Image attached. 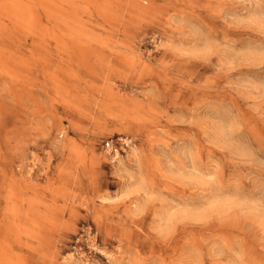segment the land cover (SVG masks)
I'll return each mask as SVG.
<instances>
[{
	"label": "rangeland",
	"instance_id": "obj_1",
	"mask_svg": "<svg viewBox=\"0 0 264 264\" xmlns=\"http://www.w3.org/2000/svg\"><path fill=\"white\" fill-rule=\"evenodd\" d=\"M150 1L120 37L147 69L112 80L147 100L143 122L91 98L78 114L39 95L38 117L26 95L5 98L0 220L12 179L47 186L57 213L41 247L17 246L28 264H264V0ZM68 145L87 171L53 194L58 167L82 166Z\"/></svg>",
	"mask_w": 264,
	"mask_h": 264
},
{
	"label": "bare ground",
	"instance_id": "obj_2",
	"mask_svg": "<svg viewBox=\"0 0 264 264\" xmlns=\"http://www.w3.org/2000/svg\"><path fill=\"white\" fill-rule=\"evenodd\" d=\"M150 6V0H0V118L6 97L15 101L23 95L33 100L31 114L38 117L42 109L37 97L42 95L54 110L58 104L81 114L91 98L119 123L143 122L150 112L147 100L120 95L112 80L122 68L147 69L120 37H128L135 18L150 15ZM67 147L82 166L58 167L61 186L51 189L53 194H68V187L78 186V176L87 171L80 150ZM46 188L25 179L5 185L0 264H28L17 246L33 250L30 242H36L41 247L45 232L56 225V208L45 199ZM94 218L100 229V217Z\"/></svg>",
	"mask_w": 264,
	"mask_h": 264
}]
</instances>
